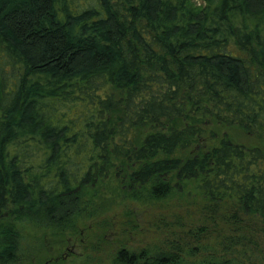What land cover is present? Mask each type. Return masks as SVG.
Here are the masks:
<instances>
[{
	"label": "trees",
	"instance_id": "trees-1",
	"mask_svg": "<svg viewBox=\"0 0 264 264\" xmlns=\"http://www.w3.org/2000/svg\"><path fill=\"white\" fill-rule=\"evenodd\" d=\"M200 1L0 0V264L10 219L107 233L116 204L172 213L118 264H243L264 242V0Z\"/></svg>",
	"mask_w": 264,
	"mask_h": 264
},
{
	"label": "rangeland",
	"instance_id": "rangeland-1",
	"mask_svg": "<svg viewBox=\"0 0 264 264\" xmlns=\"http://www.w3.org/2000/svg\"><path fill=\"white\" fill-rule=\"evenodd\" d=\"M196 6L202 5L200 0H194ZM231 138L238 144L255 146L257 141L247 138L236 129L228 130ZM126 208V209H125ZM134 208L137 230H131L125 225L127 218L124 216L128 209ZM167 215L171 222V212L157 206L152 209H142L135 204L127 206L116 204L109 212L107 223L111 222L113 228L107 233L98 230L99 220L80 223L78 235L55 234L43 220L32 223H23L22 241L19 250L20 260L15 264H118L116 256L125 245L133 251H139L149 246H160L163 242L165 231L164 223L160 222V215ZM88 228V230H87ZM20 230V229H19ZM128 230V231H127ZM217 244L216 240H213ZM248 256H241L243 264H264V242L260 240L258 248L247 251ZM239 257V256H238ZM194 259H189V261ZM192 262V261H191ZM189 262V264H192Z\"/></svg>",
	"mask_w": 264,
	"mask_h": 264
},
{
	"label": "flooded vegetation",
	"instance_id": "flooded-vegetation-1",
	"mask_svg": "<svg viewBox=\"0 0 264 264\" xmlns=\"http://www.w3.org/2000/svg\"><path fill=\"white\" fill-rule=\"evenodd\" d=\"M10 221L14 222L13 224H14V227H15L14 242H13V247L15 245V249H13V251H10L8 253V255L14 260L11 264H15L16 261L18 263L19 260H20L18 257L20 256L19 250H20L21 241H22V237H23V234H22L23 231H21L23 226L21 227V225L23 223H26V222H28V223H32L33 222L32 224H35L36 219H33L31 217H23V218H20V219H13L12 218V219H10ZM27 264H31L30 263V258H29V261L27 259Z\"/></svg>",
	"mask_w": 264,
	"mask_h": 264
}]
</instances>
